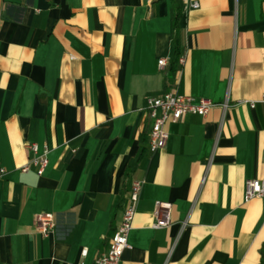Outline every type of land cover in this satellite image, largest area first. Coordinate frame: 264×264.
I'll list each match as a JSON object with an SVG mask.
<instances>
[{"label":"crops","instance_id":"0c3cea01","mask_svg":"<svg viewBox=\"0 0 264 264\" xmlns=\"http://www.w3.org/2000/svg\"><path fill=\"white\" fill-rule=\"evenodd\" d=\"M197 1L0 0V264H95L133 181L121 264H259L264 198L245 187L264 177V0ZM176 87L216 106L168 122L152 153L147 99ZM28 143L49 149L42 175L21 171Z\"/></svg>","mask_w":264,"mask_h":264},{"label":"built area","instance_id":"2783aa9c","mask_svg":"<svg viewBox=\"0 0 264 264\" xmlns=\"http://www.w3.org/2000/svg\"><path fill=\"white\" fill-rule=\"evenodd\" d=\"M155 0H150L153 2ZM183 11L188 13L190 10L198 9L200 3L197 0H181ZM184 63V58L180 59ZM160 69H164L167 65L166 58L158 60ZM227 99L221 104L223 110L229 107ZM254 105V104H252ZM216 104L207 98H195L190 95L179 93L177 87L166 91L158 97H149L147 99V111L152 120V128L150 133V151L155 153L168 143L169 131L166 128L168 122L177 123L187 114H197L207 116ZM27 149L34 154L28 163L21 167L22 172L29 171L32 167L36 168L38 175H42L48 166V152L46 147L40 152L37 143H28ZM212 159L209 161L211 165ZM142 181H133L127 193L126 205L123 210L122 220L110 238L109 247L96 259L95 264H121L124 251L130 248L129 235L133 228V221L137 213L138 202L142 190ZM255 197L264 198V177L262 179H248L245 187V199L249 201ZM172 204L170 202H156V221L155 228H165L172 224ZM37 231L43 237H49L54 233L56 228L55 215L51 212H43L37 215L35 221Z\"/></svg>","mask_w":264,"mask_h":264},{"label":"trees","instance_id":"16d2710c","mask_svg":"<svg viewBox=\"0 0 264 264\" xmlns=\"http://www.w3.org/2000/svg\"><path fill=\"white\" fill-rule=\"evenodd\" d=\"M180 17L181 15L178 14L176 16V24H175V30L177 31L178 28H179V20H180ZM176 62L179 61V59L181 58V54H180V49H179V46H178V42L176 41ZM260 254H261V259H260V262L259 264H264V243L262 244V247L260 249Z\"/></svg>","mask_w":264,"mask_h":264}]
</instances>
